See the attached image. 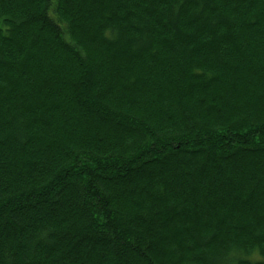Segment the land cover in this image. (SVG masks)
Wrapping results in <instances>:
<instances>
[{
    "label": "trees",
    "instance_id": "trees-1",
    "mask_svg": "<svg viewBox=\"0 0 264 264\" xmlns=\"http://www.w3.org/2000/svg\"><path fill=\"white\" fill-rule=\"evenodd\" d=\"M0 264H264V0H0Z\"/></svg>",
    "mask_w": 264,
    "mask_h": 264
},
{
    "label": "rangeland",
    "instance_id": "rangeland-1",
    "mask_svg": "<svg viewBox=\"0 0 264 264\" xmlns=\"http://www.w3.org/2000/svg\"><path fill=\"white\" fill-rule=\"evenodd\" d=\"M253 259H255V257H253Z\"/></svg>",
    "mask_w": 264,
    "mask_h": 264
}]
</instances>
